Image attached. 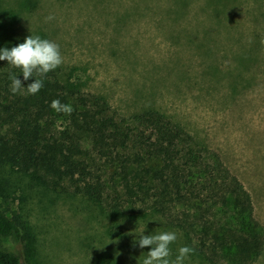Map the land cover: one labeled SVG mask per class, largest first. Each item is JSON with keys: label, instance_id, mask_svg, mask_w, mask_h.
<instances>
[{"label": "rangeland", "instance_id": "1", "mask_svg": "<svg viewBox=\"0 0 264 264\" xmlns=\"http://www.w3.org/2000/svg\"><path fill=\"white\" fill-rule=\"evenodd\" d=\"M242 5L236 20L231 10L212 12L216 6L206 0H0V22L19 39L39 35L57 43L63 84L104 97L126 118L159 112L218 154L264 225V111L252 105L255 129L231 119L251 110V92L264 90V7L256 0ZM49 15L55 19L46 21ZM225 128L241 130L230 155L247 158L257 175L236 176L225 162L215 147V133ZM0 208L21 222L23 241L14 250L23 264H143L151 246L133 247L141 233L175 232L172 259L180 247L193 248L158 213L113 216L105 201L54 190L6 163ZM183 209L178 205L173 215ZM184 264L207 263L191 253ZM253 264H264V251Z\"/></svg>", "mask_w": 264, "mask_h": 264}, {"label": "trees", "instance_id": "2", "mask_svg": "<svg viewBox=\"0 0 264 264\" xmlns=\"http://www.w3.org/2000/svg\"><path fill=\"white\" fill-rule=\"evenodd\" d=\"M206 2L237 20L248 0ZM3 25L0 49L24 42ZM10 75L25 94L11 92ZM35 79L43 87L27 94ZM57 99L72 113L51 108ZM0 163L54 190L105 201L113 216L158 213L193 240L192 253L207 264H253L264 251L252 196L218 154L159 112L121 116L104 97L63 84L56 70L24 81L22 69L0 61ZM178 205L184 209L175 217ZM22 241L21 222L0 208V264H23L14 250Z\"/></svg>", "mask_w": 264, "mask_h": 264}, {"label": "clouds", "instance_id": "3", "mask_svg": "<svg viewBox=\"0 0 264 264\" xmlns=\"http://www.w3.org/2000/svg\"><path fill=\"white\" fill-rule=\"evenodd\" d=\"M55 19L53 15L46 17V21ZM6 60L8 64L22 69L24 81L33 77V73L38 76H45L50 71L55 70L63 63L60 46L54 41L41 38L39 35H30L25 38L23 43L11 49H0V61ZM10 90L13 94H25L21 79L15 75H10ZM43 87L42 79H35L27 87V94L35 95ZM51 108L56 112L71 114L73 108L69 104H62L58 99L51 102ZM177 240L175 232H161L157 234L145 235L141 233L139 239L133 241V247L141 249L151 246L147 252L143 264H184V261L194 251L188 246L178 249V255L172 259L170 245ZM139 264V261H138Z\"/></svg>", "mask_w": 264, "mask_h": 264}, {"label": "crops", "instance_id": "4", "mask_svg": "<svg viewBox=\"0 0 264 264\" xmlns=\"http://www.w3.org/2000/svg\"><path fill=\"white\" fill-rule=\"evenodd\" d=\"M259 92L263 93V94L257 95L256 93H259ZM248 97H250V99L246 103L251 110H243L241 113L237 112L236 115L237 114L238 115L237 116L235 115L236 117L233 116L231 119H233V120H236V119L247 120L246 123H248V121H251V122H253V126L250 127L251 129L259 128L260 124L254 122L255 121L254 120L255 115H252L251 111H252V105L257 106L259 108V110L264 111V90L253 91V92H251V94L248 95ZM237 103L239 105L241 104L239 101H237ZM213 116H214V114L211 116V120H212ZM220 116H221V113L215 114V117L217 119H220ZM208 118H209V116H208ZM261 119H262L261 121H263L264 117H262ZM246 123H241V124H246ZM239 128L240 127H238L237 130ZM218 129L219 128H217L216 130H218ZM240 133H241V130L237 131L235 134L230 133L228 128H225L224 132L215 133V136L217 138V146H215V147H217V149H219V152L221 153L225 162L227 164H229L230 166L235 167L234 171H236V172L234 174L236 176H255L257 174L252 172L250 168H247L249 166V162H248L249 160L247 158H244L243 160H241L239 158H236V157L230 155V153H231L230 150H232L235 140H238V136L240 135ZM252 152H256V150L254 148H252ZM239 167H243V169H241Z\"/></svg>", "mask_w": 264, "mask_h": 264}]
</instances>
